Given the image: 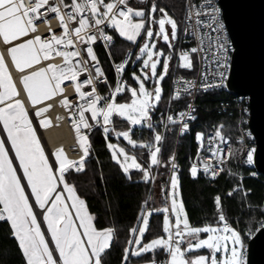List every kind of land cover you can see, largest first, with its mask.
<instances>
[{
	"label": "snow or ice",
	"instance_id": "snow-or-ice-1",
	"mask_svg": "<svg viewBox=\"0 0 264 264\" xmlns=\"http://www.w3.org/2000/svg\"><path fill=\"white\" fill-rule=\"evenodd\" d=\"M156 11V6L153 4L150 12L155 13ZM159 11L162 13V17L158 21L151 16L149 18L152 23H157L159 26V30L154 33L151 27L146 28V22L143 19L145 11L133 9L129 6L128 0H108L107 3L105 0H71L70 3H65V0H0V41L3 44L10 45L13 41L27 37L29 33L37 32L38 21H42L48 27L46 38L35 35L23 43H18L7 49L18 71L23 72L26 68H31L33 64H38L41 54L44 60L53 59L54 56L62 57L63 60L62 64L49 63L46 68H39L21 78L32 105L35 106L43 100L62 94L64 89L61 85L64 81L73 82L78 100L84 101L83 104L72 105L67 96L61 101L65 107L72 106L77 110L79 119L73 120V127L77 134V142L83 149V155L79 161H73L67 158L62 146L57 148L55 151V158L59 165V175L57 176L32 128L24 103L20 99H14L19 93L7 69L3 54H0V105H3L0 106V122L7 133V139L11 142L12 149L15 150L19 167L23 170V176L27 179V185L31 188V194L35 197L36 204L40 209H45V206L51 201V206L47 207L43 219L51 233V240L55 244L54 249H50L49 243L41 232L32 205L29 203L28 196L25 195L21 178L17 175V169L13 167L12 159L9 158L5 140L0 139V204L3 205V208H0V220L7 219L11 222L13 235L19 242L26 264H102V256L110 248L113 229L97 230L94 227L93 217L87 213L85 201L76 195L74 186L65 181V173L71 166L78 165L77 171L84 169V159L89 154L87 147L89 141L88 137L81 132V127L84 129L92 127L85 116L86 112L90 113L92 121L99 122L98 118L102 117L105 134L110 131L108 125L111 124L114 115L126 119L133 126L141 125L147 121V126L152 128L150 113L161 100L163 92L161 82L168 74L169 61L171 60V56L163 59V71L158 75L157 66L161 63L159 57H163L164 53L162 50L154 51L156 43L153 41V37L155 35V37L161 38L169 47H172L171 40L176 39L178 27L176 21L168 16L165 9L161 8ZM49 14H55L58 20L61 29L59 35L51 28ZM193 14L197 17L195 22L197 27L202 26L209 29L208 33L200 36L201 47L190 50V53L202 52V59L215 65L213 76L217 79V83L208 82L207 71L201 75L200 87L207 91L212 87L223 86V81L227 78L222 70L228 67L227 42L220 35L215 37L211 35V32L220 33L224 25L218 18L219 9L212 5V0H204L199 8L191 6L188 16L190 21ZM202 15L208 16L211 23L205 24L200 20L199 17ZM166 24L171 27V39L166 30ZM105 25L114 28L121 37L132 42H136L141 31L146 30V40L139 51L140 56L146 54L147 59L143 60L141 75L132 74V78L137 81L139 87L118 84L110 97L96 94L93 82L94 79L103 76V72L98 66V58L90 46L97 40L98 35L105 41L112 40L111 36L104 33L102 26ZM149 41H152L151 44ZM78 44L86 45L84 51L89 60L95 62L93 67L96 77H93L89 72L87 67L89 60L81 58V51L77 48ZM190 53H181L179 57L181 68H193ZM140 56L137 59H140ZM124 66L123 63L116 65V71H122ZM148 68H150V74L144 71ZM85 72H89L88 78L82 82L79 81L78 78ZM49 73H51L50 76ZM152 79H155L156 86L153 91H149L145 82ZM85 85H93L92 90L82 91V87ZM195 86L191 81H184L183 92L189 93ZM124 91L130 92V102L117 103L116 96ZM180 95V90H176L172 98L179 99ZM105 100L108 102L101 106ZM50 107L51 105H47L37 109L36 115L41 116ZM188 115L186 112L179 113L181 118L179 122H182ZM190 119H195V117L191 116ZM168 121L173 124L178 122L172 116L168 117ZM40 123L43 127H48L50 121L43 119ZM223 127L224 125L220 124L215 128L214 136L208 138L209 145L216 141L227 142L222 132ZM188 128V123H182L181 134ZM131 132L132 128L130 127L126 131L117 133V136L123 137L135 147L136 142L130 138ZM196 139L200 142V147L203 148L204 133H197ZM162 140L163 137L156 133L154 136L155 145H140L144 148H154L150 151L151 165L160 164L158 153L161 149L158 145ZM107 147L115 149L116 145L109 143ZM209 150L213 158H217L221 152L218 144ZM119 152L124 156L125 163L121 165L124 172H128L130 168L138 169L143 171L145 181L150 179L149 169L137 163L134 156L129 157L123 148H120ZM254 152L255 149L247 152L249 164L253 162ZM197 156L199 158V152ZM113 159L119 163V157L115 151H113ZM174 159V156L170 157L171 161ZM128 160H131L130 164L127 163ZM218 162L222 163L223 161L218 160ZM176 168L177 165L173 162L170 185L172 189L171 212L175 215V223L172 224L170 221L167 214L169 213L168 207L155 209L156 212L165 213L163 232L167 234V238L161 236L153 239L132 254L140 256L142 253L161 248L170 256L165 264H244L241 250L242 234L227 222L221 209L220 196L215 197L218 211L217 225L203 227L190 225L183 203H178L176 199L175 190L178 186ZM203 170L206 173L211 171L213 177L218 174L217 170L208 163L204 164ZM190 173L193 177L197 176L198 168L195 164L191 166ZM58 182L63 183L64 191L69 194L68 200L72 201L70 206L62 199L63 193L57 192ZM53 193H56L54 198H52ZM70 208L75 209V216L79 220V229H83L82 233L79 232L72 219ZM150 215L151 213L142 215L143 226L139 229L133 228L132 232L139 231L142 236L149 224ZM201 234H206V238H201ZM82 237L87 238L86 242ZM135 243L140 244V239H137ZM182 245L186 246L182 247ZM197 250H207L208 254L191 257L188 255ZM54 252L58 253V256H54ZM152 264H155V261H152Z\"/></svg>",
	"mask_w": 264,
	"mask_h": 264
},
{
	"label": "trees",
	"instance_id": "trees-1",
	"mask_svg": "<svg viewBox=\"0 0 264 264\" xmlns=\"http://www.w3.org/2000/svg\"><path fill=\"white\" fill-rule=\"evenodd\" d=\"M136 1V2H135ZM67 2V0H65ZM140 2V4L138 3ZM128 3L137 8H143L145 14L149 11L151 5L155 4L157 11L155 16L162 14L159 9L163 8L167 14L173 18L180 31L181 20L183 16V0H128ZM115 37V43L110 47V54L114 60H119L129 47L135 46V51L141 41L136 43L120 37L116 31L111 32ZM179 33V32H178ZM175 40L171 42L172 47L158 42L165 52L169 53L171 59L175 51ZM100 59L104 71L111 84L114 83V71L106 53L100 51ZM133 60V59H132ZM132 60L127 66L123 78L131 82L129 71L135 69L132 66ZM171 60L169 61L170 65ZM168 74L162 81V97L154 110L162 107L168 87ZM212 95V94H211ZM213 97H228L225 92L213 93ZM209 97L207 103H214L216 99ZM127 91L119 93L116 100L128 99ZM152 118L156 113L151 111ZM197 120L206 123L223 122L224 133L234 135L233 120L234 115L222 111H212L211 113L199 112ZM114 129H128L126 121L117 117L112 119ZM141 129L142 134L146 133L143 127L133 128L131 136L141 139L137 136V130ZM90 149L89 154L84 159V169L76 171L69 167L65 173V181L74 186L76 195L85 201V208L89 215L93 217V225L97 230L113 229L110 248L102 256V264H152V261H160L166 256L163 249L157 248L148 253H142L140 256L133 255L134 241L137 231L132 240L128 253L126 252L132 238V229L135 227L141 209L151 213L149 224L145 233L142 235L140 246L154 238L165 237L163 232V212H156L155 209H161L163 200V186L168 175V158L174 148L175 130L168 132L162 151L159 156L160 164L157 165L156 174L153 183L150 180L143 179V171L132 170L126 174L120 164L113 159L110 149L107 147L108 141L116 138L110 135V131L105 134L103 129L94 128L88 135ZM144 137V135H142ZM118 141H122L119 138ZM193 145L192 139L182 136L178 143L177 160L181 165V171L178 172V191L180 200L183 203L184 210L192 226H202L216 223V204L215 197L221 198V209L228 223L240 231L242 237L247 233H252L256 227L260 226L264 214L261 212V203L264 198V185L260 180L249 177L248 170L239 164L235 153V143L232 142V151L226 160L225 167L219 176L213 181H209L204 175L198 173L193 177L186 160L188 147ZM145 168L144 160H148L149 154L141 152L143 147L136 146L130 148ZM156 165H151L154 169ZM63 184V183H62ZM241 187L236 191H231L233 185ZM67 193V192H66ZM231 193V195H229ZM67 195H69L67 193ZM72 203V201H70ZM1 208V204H0ZM75 213V209H73ZM142 217V216H141ZM142 218L140 219L141 223ZM139 223V225H140ZM139 228V226H138ZM203 251V250H202ZM196 253V252H193ZM0 264H26L22 250L10 223L0 220Z\"/></svg>",
	"mask_w": 264,
	"mask_h": 264
},
{
	"label": "built area",
	"instance_id": "built-area-1",
	"mask_svg": "<svg viewBox=\"0 0 264 264\" xmlns=\"http://www.w3.org/2000/svg\"><path fill=\"white\" fill-rule=\"evenodd\" d=\"M71 0H67L65 3H70ZM107 3L108 0H105ZM204 3V0H183V16L181 20V26H180V31L177 35L176 41H175V51L173 54V58L171 59L170 65H169V75H168V87H167V93L164 99V103L159 110H152L153 113L155 114V117L152 118V114L150 115V123L152 124V128H149L147 126L148 122L146 123L143 128L146 130L144 134H142V130L138 129L137 136L142 142V144H152L155 145L154 141V136L156 133H159L162 137L163 140L159 143V147L162 151L163 145L165 138L168 134V132L172 131V129L175 130V142H174V148L171 152V155L168 158V175L166 178V182L164 185H166V190L163 191V200H162V206L168 207L169 208V213H167L170 217V221L173 224L172 221V216H171V209H170V202H169V183L170 179L173 173L172 169V163L174 162L177 165L176 168V175L178 172L181 171V165L177 160V155H178V143L180 141V138L182 136H187L188 138L192 139L193 145H190L188 147V150L186 152V160L189 165V168L193 164H195L198 168V173H201L204 175L209 181L213 182L221 173L223 168L225 167L226 160L228 159V156L230 155L232 151V142L234 140L235 143V153L237 155V159L239 164H241L243 167H245L248 170V176L255 179V180H260L263 185H264V176H262L254 167V163H248L247 162V152L251 149L255 148V139L254 135L251 132V129L249 127L248 121H249V113H250V108H249V98L247 95H239V96H232L228 93L227 91V80L229 77L230 73V66H231V57L233 53V45L231 42V39L229 37L227 27L224 23L223 17H222V12L221 8L219 5L218 0H212V5L217 7L219 9V20L220 22L223 23L224 28L220 33L216 32H211V35L215 37L216 35H220L223 37V40L226 41V47L228 48V51L226 53V60L228 67L226 69H222L225 72L226 79L223 81V86L221 87H212L207 89V91L202 90L200 85H201V75L202 73H205L207 71L208 73V82L210 83H217V79L214 78L213 73L215 70V65L210 64L209 62H206L202 59L203 53L202 52H197V53H190V50L192 48H199L201 47V42H200V36L208 33L209 29L205 27H197L196 26V19L197 17L193 14L191 21L188 19L191 6H196V8H199L201 4ZM48 19L50 20V25L51 28L56 32L57 35L60 34L61 29L58 23V20L55 17V14H49ZM200 20L204 21L205 24L211 23L209 20L208 16L202 15L199 17ZM74 26V25H73ZM105 35L111 36L112 40L110 41H105L104 39L100 38L98 35L97 40L92 43L90 46L93 48L99 64L98 66L102 69L103 76H101L99 79H94V87L96 89V94L103 96V97H110V94L116 89L118 84L120 85L121 80L123 78V74L127 68V66L130 64L131 60L134 57L135 54V46L134 47H129L125 49L123 52L121 58L119 60H114L110 54V47L115 43V37L112 35V31H115L114 28L102 26ZM37 28L38 31L35 33H30L31 38L35 35H40L42 38H46L48 36V27L42 22L38 21L37 22ZM207 42L205 41V44ZM86 45L84 44H78L77 48L81 51V58L84 60H89L86 52L84 51V48ZM106 53V56L108 57L112 69L114 71V83L111 84L108 80V77L106 75V72L104 71V68L101 63L100 59V51ZM183 52H189L190 57L193 63V68L192 69H184L181 68L179 65L181 63L179 57L181 53ZM54 55V54H53ZM54 57H59V56H54ZM62 58V57H61ZM42 59V56H41ZM52 61V59H49ZM48 61V60H46ZM63 60L59 62L58 64H62ZM50 63V62H49ZM48 63V64H49ZM124 64V68L122 71L117 72L116 71V65L119 64ZM53 64V63H52ZM95 62L90 61L87 65L89 72L93 77H96L95 73V68L93 65ZM89 72L83 73L78 79L79 81H83L88 78ZM106 78V82H105ZM179 81V83H177ZM184 81H191L193 82L196 86L191 89L189 93L183 92L184 88ZM54 83V82H53ZM61 87L64 89L62 94H57L58 95V107L59 111L55 115L56 122L64 124L66 127H68L73 134V142L71 143L74 149H75V155L72 157L70 160L73 161H79L80 157L83 155V149L79 146L77 142V134L74 130L73 127V120H78V114L77 110L72 107H65L61 101L65 96L68 97L69 101L72 102V105H75L77 103L83 104V100H78L77 95L74 92V83L71 81H64L61 85ZM93 85H85L82 87V91L88 92L92 90ZM176 90H180L181 95L179 99H173L174 92ZM225 92L228 95H230V98L228 97H213V93H221ZM212 94V95H211ZM209 97H213L216 99L214 103H207V99ZM108 101L105 100L102 102L101 106L103 103H107ZM191 105V107H189ZM222 111V112H227L228 114H233L234 115V120H233V129H234V135L231 136L229 133H224L223 135L225 137V140L227 141L226 143L221 142V141H216L214 144L209 145L208 138L209 136H214L215 133V128L223 124V122H211V123H206L203 121L197 120V117L199 115V112L205 111L208 113H211L212 111ZM181 112H186L189 115L185 116L182 122H179L181 120L179 113ZM86 118H88V122L92 125L91 128L89 129H84L81 127V132L84 135H88L94 128H101V118H98L99 122L92 121L90 118V113H85ZM172 116L174 120L178 121L177 123L173 124L168 121V117ZM191 116H194L195 119H190ZM182 123H188L189 128L186 132L181 134V127ZM225 126V125H224ZM224 128V127H223ZM204 133V147H200V142L197 141L196 139V134L197 133ZM110 135L119 140V136H117V133L112 127V130L110 131ZM144 135V137H142ZM219 145L221 152L218 154L217 158L212 157V153L209 150L212 147H215L216 145ZM88 150L90 149L89 144L87 145ZM152 149L149 148H144L141 150V152L150 154V151ZM133 152V150L131 149ZM160 151V153H161ZM199 152V158L197 156ZM160 153H158V159L160 156ZM175 157L174 161L170 160V157ZM218 160H222V163H219ZM205 163L210 164L213 168L217 170V175L213 177L211 175V171L209 172H204L203 166ZM144 164L147 169H149V174H150V183L152 184L155 178L156 174V168L157 165L155 166L154 169L151 168V164L149 160H144ZM76 166H71L72 169L76 170ZM77 171V170H76ZM164 187V186H163ZM241 186L240 185H233L231 191H236L239 189ZM261 212L264 214V198L261 203ZM224 214V213H223ZM218 222V211L216 209V225ZM228 222V221H227ZM262 224V223H261ZM261 226V225H260ZM256 227L255 230L252 233H247L245 234L244 237H242V252H243V257L242 259L244 260V264L246 263V251H247V240L252 236V234L260 227ZM133 233V232H132ZM57 256V255H56ZM169 260V254L166 253V256L162 258L160 261L155 260V264H165V262Z\"/></svg>",
	"mask_w": 264,
	"mask_h": 264
},
{
	"label": "water",
	"instance_id": "water-1",
	"mask_svg": "<svg viewBox=\"0 0 264 264\" xmlns=\"http://www.w3.org/2000/svg\"><path fill=\"white\" fill-rule=\"evenodd\" d=\"M218 2L233 45L227 91L232 96L247 95L249 98L248 124L255 139L253 163L256 170L264 176V0H218ZM0 124L1 132L7 137L2 122ZM12 152L16 157L14 149H12ZM16 166L23 173L17 158L15 165L13 163V167L16 168ZM53 172L58 176L55 169H53ZM21 184L24 186L25 195L28 196L29 203L32 205L35 199L31 194L30 186L27 185V179L25 178V183L21 181ZM61 189L63 199L70 206L71 203L63 189V185ZM165 190L166 185L163 187V191ZM47 206L48 204L45 208ZM143 211L144 208L141 209L139 219L134 227L136 229H138ZM70 212L75 225L82 233L73 209L70 208ZM37 222L40 224L44 221L37 220ZM40 229L43 232L41 225ZM135 233H132L127 253ZM82 239L86 242L85 237H82ZM246 247L245 264H264V218L261 226L247 240Z\"/></svg>",
	"mask_w": 264,
	"mask_h": 264
},
{
	"label": "rangeland",
	"instance_id": "rangeland-1",
	"mask_svg": "<svg viewBox=\"0 0 264 264\" xmlns=\"http://www.w3.org/2000/svg\"><path fill=\"white\" fill-rule=\"evenodd\" d=\"M145 2V0H142V2ZM136 2V1H135ZM139 4H140V2H138ZM129 6H131L133 9H143V8H137L135 5H130L129 4ZM151 7H152V5L150 6V8H148L149 9V11H147V13L145 14V17L143 18L144 20H145V22H146V28L147 27H151L152 28V30H153V32L155 33V32H157L158 30H159V26H158V24L157 23H152L151 21H150V16L154 19V20H156V21H158L161 17H162V14H158L157 16H155L154 15V13H151L150 12V9H151ZM169 16V15H168ZM137 20L139 19V18H136ZM166 30L168 31V33H169V36H170V39H171V27H170V25H167L166 24ZM116 31V30H115ZM178 27H177V35H178ZM116 33L118 34V32L116 31ZM119 35V34H118ZM120 36V35H119ZM121 37V36H120ZM122 38H124V39H126L125 37H122ZM139 38H141V41H140V43H139V45H138V47H137V51L135 52V54H134V57H133V60H132V66L133 65H135L136 66V68L135 69H132V70H130L129 71V78L131 79V82H127L126 81V78H122V80H121V83H120V85H128V86H131V87H134V88H138L139 87V85H138V83H137V81H135L133 78H132V74L133 73H136V75H141V69H142V67H143V60L144 59H147V55L146 54H144L143 56H140V48L143 46V44L145 43V40H146V30H142L141 31V35L137 38V40H136V42L138 41V39ZM177 38V37H176ZM127 40V39H126ZM153 41H155V43H156V48L154 49V51H160V50H162L163 51V53H164V56L163 57H159V59H160V61H161V63L157 66V74L159 75V73H161L162 71H163V67H162V65H163V59L164 58H166V57H168L169 56V53L168 52H165L164 50H163V47L160 45V46H158V42L160 41V42H162V43H165L161 38H158V37H155V35H154V37H153ZM173 40H171V42H172ZM132 42V41H131ZM136 42H134V43H136ZM151 42L152 41H149V43L151 44ZM166 44V43H165ZM168 45V44H167ZM169 46V45H168ZM0 54H2L1 53V51H0ZM41 56H42V58H43V55L41 54ZM138 56H140V59H137V57ZM154 59H156V57H154ZM5 60V59H4ZM6 63V62H5ZM7 65V64H6ZM47 65L48 64H46V62H45V60H40V62L38 63V64H33V66L31 67V68H26L23 72H20V71H18L17 70V72H18V75H19V78H20V80H21V84L23 85V83H22V77L24 76V75H28V74H30L31 72H33V71H37L39 68H46L47 67ZM7 69H8V71H9V73H10V75H11V72H10V70H9V67L7 66ZM144 71H146V72H148L149 74H150V68H148V69H144ZM51 75V73H49V76ZM141 78H143L142 76H141ZM13 82L15 83V81L13 80ZM146 83V88L149 90V91H153L154 90V87L156 86V84H155V79H152V80H149V81H146L145 82ZM15 86H16V88H17V91H18V93L21 95V94H23L22 93V90H21V88L19 89V86L15 83ZM161 87H162V82H161ZM20 90V91H19ZM26 92V91H25ZM128 92V95H129V98L128 99H122V100H116V102L117 103H126V102H130V100H131V94H130V92L129 91H127ZM121 93H123V92H121ZM18 94V96L17 97H15L14 99H20L23 103H24V106H25V108L27 109V111H28V117H29V119L31 120V123H32V128L34 129V131H35V134H36V136H37V138L39 139V141H40V145H41V147L43 148V146H42V143H41V138H40V136H39V133H38V131H37V128H36V125H35V123L32 121V119H31V116H30V112H29V105H28V100H27V93H26V95H22V96H20ZM1 106H3V105H1ZM47 105H45V106H37L36 108H35V110H37V109H39V108H44V107H46ZM50 112H51V107L50 108H48V110L47 111H45L44 113H42V119H49L50 117ZM115 117H117V118H119V119H121V120H124V121H126L127 122V124H128V126H129V128L131 127L132 129L133 128H139V127H143V126H145L146 125V123H147V121H145V122H143L141 125H135V126H133V125H130L129 124V122L126 120V119H123V118H121V117H119L118 115H114ZM113 116V117H114ZM113 117H112V119H113ZM101 124H102V119H101ZM108 127H109V129H110V131L112 130V127H113V123H112V121H111V124L110 125H108ZM128 128V129H129ZM128 129H123V130H119V129H116L115 131H116V133H119V132H122V131H126V130H128ZM121 139H122V141H118L117 139H115V140H113V141H108V143H107V145L109 144V143H111V144H113V145H116V148L115 149H110V152H111V154H112V157H113V151H115L116 153H117V155H118V157H119V164H120V166L122 165V164H124L125 163V161H124V156L122 155V154H120V152H119V149L120 148H123L124 150H125V152L128 154V156L129 157H132V156H134L135 158H136V162L137 163H139V164H141L140 163V161L138 160V158L136 157V155L134 154V152H132L131 151V149L130 148H134L131 144H129L128 143V141H126L123 137H121V136H119ZM130 138L132 139V140H134L135 142H136V146H140L141 144H142V142L139 140V139H137V138H134V137H132L131 136V134H130ZM0 139H2L1 138V136H0ZM135 146V147H136ZM43 150H44V154H45V156L47 157L48 155H47V153H46V151H45V149L43 148ZM152 150H154V148L152 149ZM15 151V150H14ZM10 158V157H9ZM47 158H49V156L47 157ZM18 159V158H17ZM148 160H149V162H150V154H149V157H148ZM19 161V160H18ZM48 161H49V164H50V160L48 159ZM127 163L128 164H130L131 163V160H128L127 161ZM51 165V164H50ZM142 165V164H141ZM52 166V165H51ZM122 168V167H121ZM146 168V167H145ZM122 170H123V168H122ZM132 170H138V169H134V168H130L129 169V171L128 172H125L126 174H129ZM57 174H59V172H58V168H57ZM171 180V179H170ZM57 186H58V184H57ZM30 190H31V188H30ZM176 199H177V201H178V203L179 202H181V200H180V196H179V191H178V187L176 188ZM66 192V191H65ZM171 193H172V189H171V185H170V183H169V193H168V196H169V202H170V209H171V199H172V196H171ZM66 195H67V193H66ZM53 196H54V193H53ZM52 196V198H54ZM67 197H68V195H67ZM34 199H35V197H34ZM62 199H63V196H62ZM69 201H71V200H69ZM51 206V201L49 202V205H48V207H50ZM1 208H3V205L1 204ZM162 208H164V206H162L161 207V209ZM47 209V208H46ZM34 212V211H33ZM35 213V212H34ZM148 213H150L149 211H145L144 212V215H146V214H148ZM44 214H46V210H44ZM164 215H165V213H163ZM36 215V214H35ZM164 215H163V217H164ZM5 216H6V214H5ZM171 216H172V221H173V224L175 223V215L171 212ZM43 217H44V215H43ZM36 218H37V216H36ZM38 220V219H37ZM9 223H10V225H11V222L10 221H8ZM45 222V221H44ZM78 223H79V220H78ZM45 224H46V226H47V223L45 222ZM207 225H213V226H215L216 224H207ZM141 226H143V221L141 220V223H140V225H139V227H141ZM192 226V225H191ZM203 226H205V225H202V226H193V227H203ZM139 229V228H138ZM13 230V229H12ZM83 230V229H82ZM43 234H44V231H43ZM51 234V233H50ZM44 237H45V234H44ZM159 238V237H158ZM201 238H206V234H201ZM86 239V238H85ZM137 239H140V241L142 242V236H141V234L139 233V231H137V234H136V236H135V241L137 240ZM154 239H156V238H154ZM45 240L47 241V239H46V237H45ZM153 240V239H152ZM152 240H149V241H147V242H145V243H143L141 246H140V244H136L135 243V241H134V251L133 252H136V251H138L141 247H143V245H145V244H148V243H150ZM18 241V240H17ZM48 242V241H47ZM19 243V242H18ZM184 246H186V245H182V247H184ZM49 247H50V249H54L55 247H51L50 246V244H49ZM196 253H189L188 255L191 257V256H195V255H207L208 254V252H207V250H197V251H195ZM58 256V253H56V252H54V256ZM169 259H170V256H169Z\"/></svg>",
	"mask_w": 264,
	"mask_h": 264
},
{
	"label": "bare ground",
	"instance_id": "bare-ground-1",
	"mask_svg": "<svg viewBox=\"0 0 264 264\" xmlns=\"http://www.w3.org/2000/svg\"><path fill=\"white\" fill-rule=\"evenodd\" d=\"M30 38H31V34L29 33V35L27 37H22L18 41H13L12 44H10V45H5V44H3L2 41H0V51L3 54V57L5 59L7 66L9 67V70L11 72V77L15 81V83L19 86V89L21 88L22 93L24 95H26L25 89H24L23 85L21 84V80L19 78L17 69L15 68V66L13 64L11 57H10V54H9L7 49L9 47L15 46L18 43H23L26 39H30ZM40 60H44V59L42 58ZM61 61H62L61 57H54L52 59V61L51 60H48V61L45 60L46 64H48L49 62L53 63V64H58ZM23 94H21V95L19 94V95L22 96ZM27 100H28V105H29L28 107H29L30 116H31L32 121L36 125L37 131H38L39 136L41 138L40 140H41L42 146L45 149L47 155L49 156L48 159L50 160V164L52 165V168L57 171V168L59 167L58 162L56 161V158H55V151L57 148H60L62 146L68 159H71L75 155V149L73 147H71L72 146L71 143L73 142L72 131L68 127H66L64 124L56 122V119H55V115L59 111L58 95H55L50 99L43 100L41 103H39L35 106L32 105L31 101L28 98H27ZM45 105H51V112H50V116H49L50 118L48 119L50 121V124L48 127H43L41 125L40 121L43 120L42 115L38 117L36 115V110H35V108L37 106H45ZM0 136L3 140H5V147L8 149L9 157H10V159H12V162L15 165L16 157H14V154L12 152L11 142L7 139L6 135L3 132H1V124H0ZM16 168H17V166H16ZM17 172L21 178L22 183H25V178H24L23 173H21L19 168H17ZM62 185L63 184L61 182H58L57 192H62V189H61ZM55 195H56V193H54V196ZM32 208H33V211L35 212V214L37 216L38 221L39 220L44 221L43 215H44V210H46V208L40 209L38 207V205L36 204V202L32 203ZM40 225L44 231L45 237H46L48 243L50 244V246L55 247L54 242H52V240H51V234L48 231V228H46V226L44 227L45 223L41 222Z\"/></svg>",
	"mask_w": 264,
	"mask_h": 264
},
{
	"label": "crops",
	"instance_id": "crops-1",
	"mask_svg": "<svg viewBox=\"0 0 264 264\" xmlns=\"http://www.w3.org/2000/svg\"><path fill=\"white\" fill-rule=\"evenodd\" d=\"M78 220V219H77ZM82 232H83V230H82ZM86 238V237H85ZM87 239V238H86Z\"/></svg>",
	"mask_w": 264,
	"mask_h": 264
}]
</instances>
